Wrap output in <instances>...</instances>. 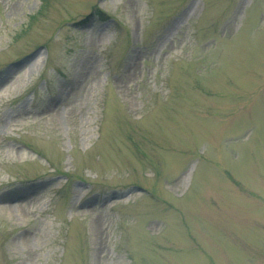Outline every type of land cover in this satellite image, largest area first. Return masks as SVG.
<instances>
[{"label":"rangeland","instance_id":"1","mask_svg":"<svg viewBox=\"0 0 264 264\" xmlns=\"http://www.w3.org/2000/svg\"><path fill=\"white\" fill-rule=\"evenodd\" d=\"M0 264H264V0H0Z\"/></svg>","mask_w":264,"mask_h":264}]
</instances>
